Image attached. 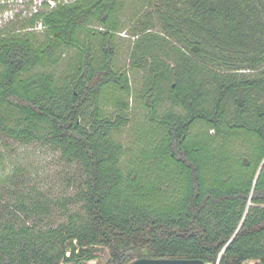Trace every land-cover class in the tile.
Returning <instances> with one entry per match:
<instances>
[{
	"label": "trees",
	"instance_id": "obj_1",
	"mask_svg": "<svg viewBox=\"0 0 264 264\" xmlns=\"http://www.w3.org/2000/svg\"><path fill=\"white\" fill-rule=\"evenodd\" d=\"M139 5L128 61L143 72L134 95L156 125L142 138L156 142L142 145L126 175L111 134L128 124V105L109 114L101 103L108 85L131 96L112 61L122 1L68 0L33 15L26 25L40 23L42 43L0 33V134L48 146L82 182L61 203L66 219L43 225L36 216L49 209L17 189L2 201L0 179V264H86L101 246L123 264L136 253L264 264V0ZM68 50V77L45 72ZM235 132L250 142L225 146Z\"/></svg>",
	"mask_w": 264,
	"mask_h": 264
},
{
	"label": "rangeland",
	"instance_id": "obj_2",
	"mask_svg": "<svg viewBox=\"0 0 264 264\" xmlns=\"http://www.w3.org/2000/svg\"><path fill=\"white\" fill-rule=\"evenodd\" d=\"M123 3V11L120 13L122 28L114 36L115 50L113 52V65L118 73L126 75L129 80L131 96L127 97L115 85H108L102 91L101 103L106 113L112 114L114 105L122 102L128 105L126 115L129 117L128 124L124 125L117 131L111 134V138L122 145L123 153L120 157L119 164L121 165L125 175L130 171L137 170L141 159L139 151L142 145L149 146V143L156 142L153 138L150 142H144L143 135L149 136L156 131V125L152 123L147 112H145L140 103L135 97V92L140 89L144 82L143 72L130 67L128 61L129 50L132 46L133 37L131 32L134 29V24L139 19V16L145 11L141 9L140 0H120ZM18 0H10L9 4L0 10V33L4 35L17 34L20 37L30 33L33 35L38 43L44 40L45 29L39 22L33 25H26L27 19L32 15L24 12V8L19 6ZM25 10L28 11L29 3H25ZM140 13V14H139ZM135 14H137L135 16ZM19 15V16H17ZM32 26V27H30ZM95 32L100 28L98 25H91ZM155 31H159V27H155ZM91 42L95 48L93 40H87L85 36L81 37V43L85 44ZM76 58L74 50H68L62 57V61L56 67H49L46 71H53L57 79L63 80L70 75L71 69L75 66L73 62ZM1 71V67H0ZM35 72H41L36 69ZM43 72V71H42ZM199 126L195 130H200ZM228 145L235 146L240 149V145H247L251 138L241 132L230 134ZM241 151V150H239ZM232 164L234 161L230 160ZM0 179L5 185L2 201L14 202L13 197L5 195L7 192L21 190L26 194V200L30 203L37 202L42 207L48 208L47 214L42 213L36 216L42 219L41 224L52 223L57 224L66 219L63 216V208L61 203L66 196L74 195L78 188L82 185L81 172L77 166L67 165L60 160L59 153L54 152L48 146L39 143H30V145H22L19 142L12 141L0 134ZM19 188V189H18ZM71 211H80L79 207L72 206ZM37 219V220H38ZM98 251L94 253L95 258L86 261V264H123L115 261L114 253L108 247H99ZM70 252L67 253V256ZM136 253L129 260L128 264L141 259L137 257ZM244 264H259L257 261H246Z\"/></svg>",
	"mask_w": 264,
	"mask_h": 264
},
{
	"label": "built area",
	"instance_id": "obj_3",
	"mask_svg": "<svg viewBox=\"0 0 264 264\" xmlns=\"http://www.w3.org/2000/svg\"><path fill=\"white\" fill-rule=\"evenodd\" d=\"M19 6L24 8V12L30 15H35L54 8L58 3L67 2L68 0H18ZM10 0H0V6L5 7ZM29 3L28 11L25 10V3Z\"/></svg>",
	"mask_w": 264,
	"mask_h": 264
},
{
	"label": "water",
	"instance_id": "obj_4",
	"mask_svg": "<svg viewBox=\"0 0 264 264\" xmlns=\"http://www.w3.org/2000/svg\"><path fill=\"white\" fill-rule=\"evenodd\" d=\"M131 264H204L201 260H182V259H137L136 261L132 262Z\"/></svg>",
	"mask_w": 264,
	"mask_h": 264
}]
</instances>
